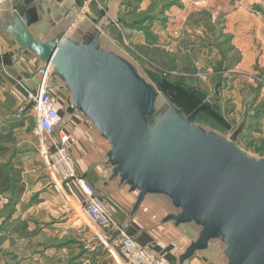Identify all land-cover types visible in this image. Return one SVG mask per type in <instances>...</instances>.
I'll return each mask as SVG.
<instances>
[{
    "label": "water",
    "instance_id": "water-1",
    "mask_svg": "<svg viewBox=\"0 0 264 264\" xmlns=\"http://www.w3.org/2000/svg\"><path fill=\"white\" fill-rule=\"evenodd\" d=\"M85 19L79 10L58 27V21H48L39 0H0V32L17 44L13 56L35 54L49 70L46 86L59 83L69 94L68 111L83 115L107 140L110 178L137 193L132 212L146 197L153 198L165 212L161 223L190 234L178 264L202 251L225 264L208 249L212 240L234 244L246 264H264V155L239 145L245 119L227 135L197 119L206 102L182 113L104 36L112 21L106 10L91 34L82 26ZM50 33L56 36L46 39ZM157 96L165 106L161 118L170 117L185 134V149L170 158L148 145L160 122L152 127L147 122Z\"/></svg>",
    "mask_w": 264,
    "mask_h": 264
},
{
    "label": "crops",
    "instance_id": "crops-1",
    "mask_svg": "<svg viewBox=\"0 0 264 264\" xmlns=\"http://www.w3.org/2000/svg\"><path fill=\"white\" fill-rule=\"evenodd\" d=\"M39 1L48 21L53 24L58 21V27L79 10H83L86 19L82 21V26L89 34L93 33L94 22L101 19L104 14L97 9L98 0H93L87 7L85 0ZM100 1L112 20L104 36L114 42L118 49L130 57L144 72L138 62L121 46L118 35L122 31L116 28L115 23L122 24L125 29L123 32L128 31L138 43L144 41L142 32L130 29L126 26V21L137 4V10L142 9L145 0ZM181 2L185 3L182 10L176 9L177 12L174 10L175 6H169L164 10L165 15H159V18H163L161 19L163 30H160V33L164 34V39L167 40L168 52L181 55V46H183L186 49V55L182 56H188L191 52L199 53L204 48H199L198 44L184 46L186 41L181 40L185 35L188 37L184 34V30L189 11L193 9L198 13L201 9L207 10L211 22L219 26L218 29H214L216 33L215 36L213 35L214 47L218 45V49H214L219 54V59L213 64L229 65L227 71L232 72V75H228L227 78H224L227 71L221 74L220 69L214 68L208 72L213 84L221 82L222 85L218 99L220 111L222 109L229 119L234 118L231 128L227 130V135L245 119L246 128L238 137L239 145L246 147L251 154L264 155V148L255 150L252 143L255 142L256 136H259L264 143V68L261 66L264 62V0H181ZM170 12L173 17L167 18ZM157 21L153 20L150 24V30H155L154 34L159 28ZM199 33L201 32L199 31L198 34L191 32V35L200 39ZM55 36L54 33H50L46 35V39ZM156 38L157 36L155 40H147L149 48L156 47L155 44L158 41ZM174 38L178 41L173 42ZM145 45L147 46V43ZM16 49L17 44L14 40L0 32V57L7 55L9 59V62L0 61L1 77L5 84L10 86L13 95L18 94L23 98L22 84L32 89L36 88L42 61L28 51L13 56L14 52H17ZM167 55L170 56L168 65H192V59H185L181 63L178 61L180 57L175 58V55L168 53ZM172 73L178 75V72ZM180 78L183 77L180 76ZM49 89L56 98V105L61 115V121L53 132V137L57 138L59 130L63 129L74 139L69 146V151L74 159L77 173L96 189L97 194L113 211L114 220L119 228L131 236L138 245L148 247L160 257L163 264H178L179 254L189 243V237L185 231L175 228L171 223L160 222L165 212L153 198L146 197L132 212L137 193L130 191L126 185L121 186L117 178H110L112 168L106 157L110 149L107 140L83 115L75 110L68 111L69 94L59 83H54ZM52 184L57 192L45 191L43 195H40L37 203L29 204L25 212L22 211L23 218L34 219V221L25 222L24 219L20 221L24 226L23 229L31 230L32 233L23 234L16 241L35 242L37 252L30 254L25 251L21 260L13 263L6 260L7 264H31L32 262L33 264H124L122 257L115 249L109 250L103 245L95 234L97 227L89 219L85 221L83 219V222L77 225L76 222H58L51 219L52 216L62 212L61 202H65V199L71 197L75 207L80 206L79 202H81V196L71 182L56 179ZM17 213H20V208L16 207L11 218L16 217ZM112 236L110 234L107 237L110 239ZM186 264L216 263L204 253L198 252Z\"/></svg>",
    "mask_w": 264,
    "mask_h": 264
},
{
    "label": "rangeland",
    "instance_id": "rangeland-1",
    "mask_svg": "<svg viewBox=\"0 0 264 264\" xmlns=\"http://www.w3.org/2000/svg\"><path fill=\"white\" fill-rule=\"evenodd\" d=\"M98 2L103 5L100 0ZM184 5L185 3H182L181 0H145L142 4V9L137 10V4L132 9L130 18L126 21V26L140 31V33L142 32L145 40L138 43L128 31L123 32L124 27L122 24H119L122 33L118 37L120 38L121 46L125 48L127 54L138 62L146 74L149 72L161 73L170 80H180L188 87H198L201 91L210 94L215 84H213L212 78L209 79L211 75L208 72L215 68L220 69L221 74H223V72L227 71V66L229 65L213 64L214 61L219 59V54L214 49H218V45L216 44L214 47L213 43L216 33L214 29H218L219 26L217 23L211 22L209 12L201 9L196 13L192 9L189 11L185 21L184 34H187L188 37L185 35L181 41H186L184 46L187 47L193 44L195 46L198 44L199 48L204 47L203 51L200 50L199 53L191 52L188 56H182L186 55V49L183 46H181L183 52H180L181 55L178 53L176 55L175 52H168L167 40L165 41L164 34L160 33V30H163V23L161 22L163 18H159V15H165L164 10L169 6H175L174 10L178 12L176 9L182 10ZM171 16L173 17V14L170 12L166 17L171 18ZM153 20H159L157 21L159 28H157L155 34L153 33L155 30H150V24ZM199 31L204 33H199L200 39L191 35V32L198 34ZM155 35L158 40L155 44L157 48L155 46L149 48L147 40H155ZM177 41V39H173V42ZM146 43L147 46L145 45ZM167 53L175 55V58L180 57L181 59H178V61H181V63L185 59H192V65H168L170 56ZM172 72H178V75ZM230 74L232 75V72L227 71L224 78H227ZM138 76L141 80H144H142L143 82L147 83L141 74L138 73ZM180 76L183 78H180ZM209 80H211L210 83ZM164 107L163 100L157 96L155 102L156 110L153 116L148 118L147 122L150 127L154 126L158 120L160 122L155 127L148 145L150 148L158 150L170 158L174 151L182 153L183 149H185L182 144L185 134L178 129V125L173 119L170 117L161 118ZM30 108L31 105H25L22 97L18 94L17 96L13 95L10 86L5 84L0 72V177L4 176L7 181L6 183L0 180V264H7L6 260L10 263L21 260L25 251L30 254L37 252L38 248L35 242L16 241V239H20L21 235L32 233L31 230L26 231L23 229L24 226L20 221L23 219L25 222L28 220L34 221V219L32 217L23 218L22 211L25 212L29 204L37 203L38 198L45 191L54 190L57 192L52 183L56 179H60L55 171L47 168L38 152V141L33 134L35 119ZM221 111L223 119L231 128L234 118L229 119L222 109ZM172 139H175V141L169 142ZM255 139V142H252L255 146L254 149H263L264 143L261 142L262 140L259 136H256ZM167 147L169 150H166ZM11 180L13 181L12 184L10 183ZM48 195L51 194L48 193ZM61 206L62 209L60 210L62 212L58 213L57 216H52V220L55 219L58 222L68 221L69 223L76 222V225L81 223L83 219L78 214L79 211H77L79 205L75 207L74 200L71 197L65 199V202H61ZM16 207L20 208V213H17L16 217L7 220L9 211L11 209L15 210ZM35 216L37 217V215ZM181 228L182 226H179V229ZM185 233L187 236L190 235L186 231ZM208 249L217 251L219 258L225 264H246L242 259V252L238 251L237 247L232 243L212 240ZM201 253H204L213 261L209 251H202Z\"/></svg>",
    "mask_w": 264,
    "mask_h": 264
},
{
    "label": "built area",
    "instance_id": "built-area-1",
    "mask_svg": "<svg viewBox=\"0 0 264 264\" xmlns=\"http://www.w3.org/2000/svg\"><path fill=\"white\" fill-rule=\"evenodd\" d=\"M93 0H85V6ZM97 9L105 12V7L97 3ZM116 28L120 26L115 23ZM264 68V62L261 65ZM49 70L44 67L39 70V78L35 89L24 88L25 105H31L35 119L33 134L38 141V152L48 169L55 171L62 181L71 182L81 196L77 211L82 219H89L97 227L95 234L103 245L115 249L123 259L124 264H163L160 257L148 247L138 245L124 230L120 229L114 220L113 211L97 194L96 189L77 173L74 159L69 146L74 139L63 129L59 130L57 138L53 132L61 121V115L56 105V98L46 86ZM112 234L113 236H110Z\"/></svg>",
    "mask_w": 264,
    "mask_h": 264
},
{
    "label": "trees",
    "instance_id": "trees-1",
    "mask_svg": "<svg viewBox=\"0 0 264 264\" xmlns=\"http://www.w3.org/2000/svg\"><path fill=\"white\" fill-rule=\"evenodd\" d=\"M0 61L9 62L8 56H1ZM147 75L156 87L170 100L173 105L180 109L182 113L189 114L198 106L206 102L207 104L205 108L198 114L197 119L225 131L230 129L229 125L223 119L218 106V99L222 89L221 82H217L213 91L208 94L201 91L198 87H188L180 80H170L161 73L155 74L153 72H149ZM0 180L7 183L4 176L0 177ZM12 182L13 181L11 180L10 183L12 184ZM11 187H13V185H11ZM13 212V209L9 211V217L6 218L7 220L11 218V214Z\"/></svg>",
    "mask_w": 264,
    "mask_h": 264
}]
</instances>
